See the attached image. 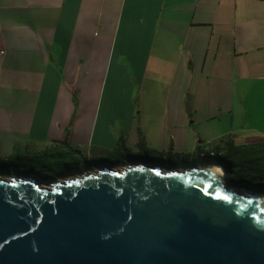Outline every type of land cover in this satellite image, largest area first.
Wrapping results in <instances>:
<instances>
[{"label":"crops","instance_id":"1","mask_svg":"<svg viewBox=\"0 0 264 264\" xmlns=\"http://www.w3.org/2000/svg\"><path fill=\"white\" fill-rule=\"evenodd\" d=\"M262 140L264 0H0V164L67 141L203 167Z\"/></svg>","mask_w":264,"mask_h":264},{"label":"water","instance_id":"2","mask_svg":"<svg viewBox=\"0 0 264 264\" xmlns=\"http://www.w3.org/2000/svg\"><path fill=\"white\" fill-rule=\"evenodd\" d=\"M0 264H264V194L215 166L0 176Z\"/></svg>","mask_w":264,"mask_h":264},{"label":"trees","instance_id":"3","mask_svg":"<svg viewBox=\"0 0 264 264\" xmlns=\"http://www.w3.org/2000/svg\"><path fill=\"white\" fill-rule=\"evenodd\" d=\"M216 153L208 154V162L206 165H219L223 169V178H226V173L232 174L234 179L241 180L242 178H250L257 182V186H241L238 187L226 178V183L238 189L257 192L264 194V140L254 141L247 144L240 145H226L225 148L213 147ZM190 156L185 155L184 157ZM15 160L26 161L41 167L45 171H50L55 168H64L69 172L62 171L54 172L53 175L47 176L50 178L67 177L72 174H78L79 171L94 169L99 166L100 162L87 160L78 151L74 150L67 141H59L46 146L40 150H25L13 156ZM201 158V157H199ZM84 162V166L81 165ZM36 174L33 170L14 171L12 175H30ZM45 178L44 175H40ZM234 181V180H232ZM252 185V183H251Z\"/></svg>","mask_w":264,"mask_h":264},{"label":"rangeland","instance_id":"4","mask_svg":"<svg viewBox=\"0 0 264 264\" xmlns=\"http://www.w3.org/2000/svg\"><path fill=\"white\" fill-rule=\"evenodd\" d=\"M212 144L213 143H209L208 145H204V147L206 148H210L212 147ZM89 157L87 158V160H92V161H96V162H102L104 159H106V157L104 156H100L98 158H95V157H92L91 155H88ZM202 156V155H201ZM148 157L151 158V159H155L156 162L155 163H148L149 165H159L160 167L162 168H165V169H171V168H174V169H181V168H190V167H193V166H196V165H193L195 162H194V159H197L198 157H189L190 159H186V158H181L180 155H175V153L172 151L170 152V154H162V153H150L148 154ZM100 160V161H99ZM145 163V162H143ZM170 164H173V166H171ZM197 164H199L197 162ZM199 167V166H198ZM2 168V167H1ZM12 172H9L7 174L9 175H12L14 173V167L12 166ZM23 169V168H22ZM31 170H33L35 173L37 174H41V175H45L46 173L43 172L44 170L39 167V166H35V167H30ZM35 174L34 176L36 178H38L40 180V177L39 175ZM224 174V172H223ZM222 174V176H223ZM226 178L230 181V182H234L233 184H235L237 187L238 185H241V186H255V187H258L257 186V182L255 181H252L250 178H242L241 180L237 179V181L234 179V176L232 174H229V173H226ZM225 178V180H226ZM234 180V181H232ZM45 182V181H43ZM252 183V185H251Z\"/></svg>","mask_w":264,"mask_h":264},{"label":"flooded vegetation","instance_id":"5","mask_svg":"<svg viewBox=\"0 0 264 264\" xmlns=\"http://www.w3.org/2000/svg\"><path fill=\"white\" fill-rule=\"evenodd\" d=\"M145 161H141L135 157H131V156H128L127 158L122 156V157H119V158H106L104 159L102 162L99 163V166H97L96 168L94 169H90V170H85V171H79L78 174H83V173H88L89 171H94L96 170L97 168H102V167H108V168H114L116 166H125V165H128V164H133V163H143ZM84 162L81 161V164H80V167L81 165H83ZM18 165H23L22 163L18 164H13V165H10V164H0V176H10L9 172H12L13 168L12 166L14 167V171L18 170V169H22L23 167H18ZM84 166V165H83ZM2 167V168H1ZM57 171H62L64 173H67L69 172V170H65L64 168H55L53 170H50V171H45V173L49 176L53 175L54 172H57ZM7 172V173H6ZM78 174H72L70 176H67V177H71V176H76ZM40 177V176H39ZM66 177H61V178H50L49 180L48 179H42L40 177V181L43 182V183H48L49 181H56V180H61V179H64ZM38 179V178H37Z\"/></svg>","mask_w":264,"mask_h":264},{"label":"bare ground","instance_id":"6","mask_svg":"<svg viewBox=\"0 0 264 264\" xmlns=\"http://www.w3.org/2000/svg\"><path fill=\"white\" fill-rule=\"evenodd\" d=\"M215 169H217L218 173L221 175L222 174V169L219 166H215Z\"/></svg>","mask_w":264,"mask_h":264}]
</instances>
